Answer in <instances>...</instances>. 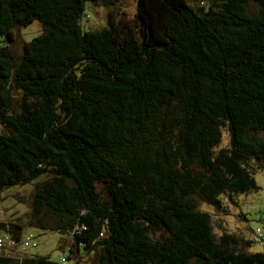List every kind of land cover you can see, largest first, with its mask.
Here are the masks:
<instances>
[{
  "label": "trees",
  "instance_id": "16d2710c",
  "mask_svg": "<svg viewBox=\"0 0 264 264\" xmlns=\"http://www.w3.org/2000/svg\"><path fill=\"white\" fill-rule=\"evenodd\" d=\"M85 1L100 3L0 0V191L43 177L27 226L70 231L96 264H264L230 234L216 241L191 197L220 208L258 189L247 162L264 169V0H135L131 18L82 30ZM34 20L14 56L11 30ZM223 126L229 148L213 154ZM22 228L0 221L13 241L0 264L66 261L16 251Z\"/></svg>",
  "mask_w": 264,
  "mask_h": 264
},
{
  "label": "rangeland",
  "instance_id": "374dc122",
  "mask_svg": "<svg viewBox=\"0 0 264 264\" xmlns=\"http://www.w3.org/2000/svg\"><path fill=\"white\" fill-rule=\"evenodd\" d=\"M195 6L207 5L206 0H189ZM135 0H100V3L84 2V12L78 23L82 30H96L106 25V16L111 14L113 22L118 18L126 20L134 14ZM257 4L248 1L247 12L257 11ZM41 31V25L37 20L32 21L25 27L16 26L10 32L8 47L14 56L18 57L21 52V45ZM133 27V33L135 34ZM229 148V137L226 127L220 128V141L212 148V153L219 149ZM264 165V162H262ZM258 163L250 159L247 168L252 171L254 181L258 189L242 194L224 193L220 196L221 207L214 208L202 202L197 195H192L195 209L206 212L209 216L211 233L217 241L223 234H230L235 237L237 244L235 250L264 251V169H257ZM43 177L33 179L31 182L21 185H12L0 191V221H15L22 224L20 238L30 237L33 243L27 246L15 244L16 251L31 255H42L51 261H57L64 255L66 261L63 264H96L95 254L78 248L71 240V232L48 231L38 227L27 226V207L29 195L34 187ZM97 190L101 197H106L102 184H97ZM53 225L47 217L42 223ZM148 233L153 240H160L167 235V231L160 227H149ZM249 240L250 246H244V241ZM20 243V242H19ZM68 247L70 251L64 254L61 248Z\"/></svg>",
  "mask_w": 264,
  "mask_h": 264
},
{
  "label": "built area",
  "instance_id": "2783aa9c",
  "mask_svg": "<svg viewBox=\"0 0 264 264\" xmlns=\"http://www.w3.org/2000/svg\"><path fill=\"white\" fill-rule=\"evenodd\" d=\"M32 239L30 237H26L25 240H23V244L27 245L31 243ZM13 241L11 240V237L8 232L4 230H0V256H4L3 254L5 253L4 249L7 245H12ZM63 257L61 256L58 260L59 263L63 262Z\"/></svg>",
  "mask_w": 264,
  "mask_h": 264
}]
</instances>
